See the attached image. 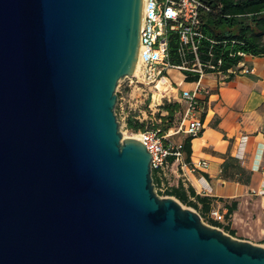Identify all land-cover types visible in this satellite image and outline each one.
<instances>
[{
	"label": "water",
	"instance_id": "1",
	"mask_svg": "<svg viewBox=\"0 0 264 264\" xmlns=\"http://www.w3.org/2000/svg\"><path fill=\"white\" fill-rule=\"evenodd\" d=\"M142 18L143 0H0V264H264L122 141Z\"/></svg>",
	"mask_w": 264,
	"mask_h": 264
},
{
	"label": "crops",
	"instance_id": "2",
	"mask_svg": "<svg viewBox=\"0 0 264 264\" xmlns=\"http://www.w3.org/2000/svg\"><path fill=\"white\" fill-rule=\"evenodd\" d=\"M243 63L250 69L248 74H209L202 80L209 88L205 128L192 140L191 162L205 161L207 168L186 177L173 168L167 180L171 186L183 181L198 194L215 198L212 210H219L220 222L235 231L234 238L263 245L264 56L246 55ZM173 71L168 74L172 82H183L179 93L193 87L183 73L173 75ZM233 202L238 205L227 220Z\"/></svg>",
	"mask_w": 264,
	"mask_h": 264
},
{
	"label": "built area",
	"instance_id": "3",
	"mask_svg": "<svg viewBox=\"0 0 264 264\" xmlns=\"http://www.w3.org/2000/svg\"><path fill=\"white\" fill-rule=\"evenodd\" d=\"M201 9L209 10L198 0H143V18L141 25V47L139 52V67L131 77L123 79L122 83L131 97L132 92L137 88H156L158 93L151 94L146 99L144 109L136 111L130 110L127 118L131 115L141 123H147V118L154 114V95H159V100L155 104L160 107L165 101L171 102L172 90L176 91V97L181 109L178 114V126L172 127L165 134L161 135L160 130H146L139 132V140L142 141L147 150L153 156L151 161L152 174L155 171L160 182L155 184V191H167L171 184L167 180V174L173 168L178 169L183 177L188 173H195L200 169H205L208 163L201 161L193 164L187 162L185 154L181 151V144H176L171 140L175 135L183 133L196 138L200 136L205 128V114L207 110V97L209 88L202 84V80L209 74H236L241 72L248 74L250 69L244 65L243 60L237 67L230 69L227 73L219 70L218 65L211 61L203 64L198 55L200 40L204 38L200 30ZM174 32L179 35V54L182 58L181 65L170 63L169 34ZM193 55L192 60H188V55ZM245 58L246 54L239 53ZM211 56V55H210ZM170 70L189 72L197 74L199 80L193 83L189 90L178 92L182 83H174L169 77ZM164 90L159 87L160 83ZM177 86V88L174 87ZM145 91V90H144ZM160 93V94H159ZM127 98V99H128ZM122 98V101H127ZM130 103V101H128ZM123 104V103H122ZM132 106V104H130ZM167 115V112L165 114ZM174 161L170 162V158ZM210 217L220 221L222 216L219 210H211Z\"/></svg>",
	"mask_w": 264,
	"mask_h": 264
},
{
	"label": "trees",
	"instance_id": "4",
	"mask_svg": "<svg viewBox=\"0 0 264 264\" xmlns=\"http://www.w3.org/2000/svg\"><path fill=\"white\" fill-rule=\"evenodd\" d=\"M209 10L201 9L200 30L204 38L200 40L198 55L203 64L208 61L218 65L219 70L227 73L235 68L243 60L239 53L261 57L264 56V0H198ZM180 38L179 35L170 32L169 34V53L170 63L181 65L182 58L179 54ZM211 55V56H210ZM193 55H188V60L193 59ZM185 82L192 83L199 80L197 74L183 72ZM162 109L167 115L157 114L160 124L154 125L153 130H160L161 135L173 127L175 115L181 109L178 103H166ZM127 129L132 132L146 131L147 124L141 123L133 116L126 119ZM193 137L187 136L181 143V151L185 154L187 162L191 163V143ZM174 157L170 158V162ZM153 180L155 184L160 182L154 171ZM167 195L176 198L180 203L196 209L201 217L210 216L215 198L198 194L190 184L180 181L177 186H171L167 190ZM237 202L229 207L225 218L228 220L237 208ZM208 224L224 229L235 235V231L228 225L220 221L208 219Z\"/></svg>",
	"mask_w": 264,
	"mask_h": 264
},
{
	"label": "rangeland",
	"instance_id": "5",
	"mask_svg": "<svg viewBox=\"0 0 264 264\" xmlns=\"http://www.w3.org/2000/svg\"><path fill=\"white\" fill-rule=\"evenodd\" d=\"M178 70H174L173 72H172V74L174 75V74H177V75H180L182 72H180V71H178ZM179 72H180V74H179ZM122 81L123 80H120L119 81V84H118V86H117V90H116V94H117V96H118V101H117V104H116V107H115V113H116V115H117V120H118V122H119V130H120V132L122 133V141H124V139H126V138H130V137H134L135 135H138L139 134V132H137V133H135V132H132V131H130L129 129H127V124H126V119H127V115H128V113L130 112V110H132V111H136V110H139V109H144L145 108V104H146V99L148 98V97H150L151 96V94H153V93H158L159 91L158 90H156V88H151V87H144V88H142V89H139V88H137L135 91H133L132 92V95H131V97H129L128 99H127V101H122V98L124 97V93H125V87H124V84L122 83ZM177 82V81H176ZM162 87H164V86H162L161 85V90H164ZM174 87L175 88H177V86L176 85H174ZM145 90V91H144ZM171 92H174V93H172L173 94V96L175 95V97H176V95H177V93H175L176 91H174V90H172ZM179 92V91H178ZM160 94V93H159ZM157 95L158 94H155L154 95V103H153V112H154V114L153 115H151V116H149L148 118H147V127H146V130H151L152 128H153V126L154 125H157V124H160L161 123V121L156 117L157 116V114H165V112L166 111H164L163 109H162V106L165 104V102L166 103H178V101H177V99H174L173 98V96L171 97V102H169V101H165L164 102V104H162L160 107H156L155 106V104L157 103ZM128 101H130V103L128 102ZM123 103V104H122ZM130 104H132V106L130 105ZM150 117H151V119H150ZM178 117H179V114H178V112L176 113V115H175V120H174V123H173V127H176V126H178ZM184 135L185 134H183V133H180V134H178V135H175V136H173L172 138H171V140L173 141V142H175L176 144H179V140H180V138H183L184 137ZM157 194L159 195V196H161V197H168V195H167V191H164V192H162V191H160V190H158L157 191ZM169 197H171V196H169ZM176 199V198H175ZM177 200V199H176ZM185 207H188V206H186V205H184ZM190 208H192V207H190ZM192 209H194V208H192ZM194 210H196V209H194ZM197 211V210H196ZM198 212V211H197ZM199 213V212H198ZM209 218H211L210 216L208 217V216H204V217H202V219H203V221L206 223V224H208V219ZM212 219V218H211ZM209 225V224H208ZM221 229V228H220ZM226 234H228V235H230V233H228V232H226L224 229H222ZM231 236V235H230ZM232 237H235V235L234 236H232ZM261 246H263L264 247V244L263 245H261Z\"/></svg>",
	"mask_w": 264,
	"mask_h": 264
},
{
	"label": "bare ground",
	"instance_id": "6",
	"mask_svg": "<svg viewBox=\"0 0 264 264\" xmlns=\"http://www.w3.org/2000/svg\"><path fill=\"white\" fill-rule=\"evenodd\" d=\"M138 67H139V62H138V64H137L136 71H137ZM162 83H164V82H161L160 85H159V87H161ZM156 99H157L156 101L159 100V95H157V98H156ZM134 138L139 139V135H135Z\"/></svg>",
	"mask_w": 264,
	"mask_h": 264
}]
</instances>
